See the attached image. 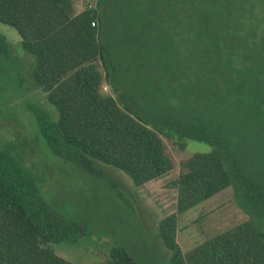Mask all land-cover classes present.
<instances>
[{
	"label": "trees",
	"instance_id": "1",
	"mask_svg": "<svg viewBox=\"0 0 264 264\" xmlns=\"http://www.w3.org/2000/svg\"><path fill=\"white\" fill-rule=\"evenodd\" d=\"M102 1L76 12L72 0H0V23L14 28L24 50L35 57L33 79L58 112L56 120L38 116L40 136L53 154L93 177L104 175L95 166L100 162L125 173L137 187L173 170L164 139L180 150L187 140L209 145V152L194 153L180 163L172 181L175 212L160 221L158 236L170 251L171 264H264V171L256 174L245 166L243 153L233 151L209 122L220 103L216 65L224 66L230 76L232 44L258 39L247 46L264 50V0H158L151 1L149 9L146 3L138 5L141 17L156 23L144 22L142 31L159 39L150 44L161 48L142 56L124 35L125 43L112 42L115 29L109 22L115 14ZM125 6V13L123 6L116 10L128 24L139 16L127 2ZM170 19L175 20L174 33L200 41L203 53L197 60L174 47L170 28L158 26ZM7 52L0 33V55ZM236 55L237 50L235 64ZM133 57L141 61L133 60L136 67L145 70L131 77L137 85L118 86L119 64ZM205 70L209 80L203 77ZM154 71L165 75L161 87ZM103 83L113 94L103 92ZM187 107L198 112L188 116ZM228 187L247 220L183 255L175 238L178 216ZM84 231V222L54 210L31 174L0 150V264H73L48 245ZM107 264L135 260L125 247H115Z\"/></svg>",
	"mask_w": 264,
	"mask_h": 264
},
{
	"label": "rangeland",
	"instance_id": "2",
	"mask_svg": "<svg viewBox=\"0 0 264 264\" xmlns=\"http://www.w3.org/2000/svg\"><path fill=\"white\" fill-rule=\"evenodd\" d=\"M72 1L76 12L95 8L97 2ZM151 1L158 0L102 1V5H109L115 14L109 22V27L115 29L110 34L115 45L127 40L141 56L153 53L155 48L161 49L150 44L159 43V39L152 38V33L151 37H147L148 33L142 31L144 22L152 24L150 26L156 25L141 17L143 8L138 7L146 3L149 9ZM126 2L136 11L134 15L139 16L128 24L121 21L122 14L117 15V10L120 11L122 6L125 13ZM173 23L175 20L170 19L158 26L170 28L173 43L177 44L174 47L179 52H189L193 61L197 60L203 53L198 45L200 41L185 33L181 34V31L174 33ZM123 27H136L139 30L124 31ZM0 33L5 36L8 45L7 54L0 55V150L12 156L31 174L42 198L54 210L68 220L85 224L82 235L50 243V249L73 264H107L110 251L115 247H125L133 256L135 264H171L170 251L158 236V226L164 217L175 212L177 191L172 181L177 179L183 160L194 153H207L211 147L203 142L187 140L184 149L180 150L164 139L174 168L165 176L140 187L134 186L122 171L100 162H95V166L104 175L93 177L79 165L53 154L45 144L38 131L37 118L47 115L56 120L58 112L47 101L46 92L35 83L32 75L35 57L24 50L16 30L0 23ZM122 35L127 38L124 40ZM254 42L260 41L241 40L238 41V47L232 44L230 60L234 70L230 76L226 74L224 66L219 63V68L216 65L215 80L220 82V103H216L217 110L215 115L210 116L209 122L216 133L227 138L233 151L243 153L245 166L258 174L264 171V50L247 46ZM236 50L237 66L234 63ZM227 57L224 56L223 61ZM133 60L141 62L133 57L127 59V64H119L118 86L137 85L131 77L139 76L145 67L139 70ZM98 67L101 70V66ZM152 73L161 87L164 73ZM209 74L206 71L203 77L208 79ZM207 84L204 80V85ZM102 90L111 93L109 86H103ZM185 111L189 116L197 110L187 107ZM246 220L247 215L234 200L233 189L228 187L179 215L175 238L182 254L186 255L208 238Z\"/></svg>",
	"mask_w": 264,
	"mask_h": 264
},
{
	"label": "crops",
	"instance_id": "3",
	"mask_svg": "<svg viewBox=\"0 0 264 264\" xmlns=\"http://www.w3.org/2000/svg\"><path fill=\"white\" fill-rule=\"evenodd\" d=\"M103 86H109L107 83H103ZM102 86V87H103ZM110 87V86H109ZM111 88V87H110ZM107 94H113V91H112V89H111V93H107Z\"/></svg>",
	"mask_w": 264,
	"mask_h": 264
},
{
	"label": "built area",
	"instance_id": "4",
	"mask_svg": "<svg viewBox=\"0 0 264 264\" xmlns=\"http://www.w3.org/2000/svg\"><path fill=\"white\" fill-rule=\"evenodd\" d=\"M93 24V23H92Z\"/></svg>",
	"mask_w": 264,
	"mask_h": 264
}]
</instances>
